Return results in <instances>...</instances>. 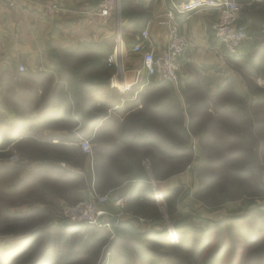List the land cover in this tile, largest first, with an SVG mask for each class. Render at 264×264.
Masks as SVG:
<instances>
[{
  "label": "crops",
  "instance_id": "1",
  "mask_svg": "<svg viewBox=\"0 0 264 264\" xmlns=\"http://www.w3.org/2000/svg\"><path fill=\"white\" fill-rule=\"evenodd\" d=\"M11 1L13 4L0 0V103L11 83L27 87L25 91L34 93L31 100L34 113L23 115L24 122L19 118V137L11 147L20 153L19 180L27 190H34L33 204L39 212L57 209L69 200V203L76 202L84 193L87 197L93 185L102 194H107L109 201L111 197V200L119 197L127 200L130 195L136 201H144L141 194L138 195L141 187L136 186L145 179L142 167L148 159L153 160L155 154L168 158L164 151L170 148L169 135L185 130L186 112L184 105L180 109L178 103L182 102V91L206 82L207 88L214 93L225 82L238 80L211 28L216 14L209 9L179 14L176 15L179 30L188 37L189 45L180 62L178 82L154 79L138 93L123 95L110 85L112 93L106 88L82 89L85 101L81 95L80 101L86 106V112L83 120L74 119L73 107L61 112L41 104L47 96L39 95L42 92L39 78L50 76L47 88L53 93L60 79L51 50L56 52L73 49L81 42L109 40L113 36V21L104 24L95 14L99 0ZM184 1L188 0H125L124 22H135L132 16L140 13L142 17L134 25L145 20L151 40L158 51L162 50L167 44L166 12L170 3ZM50 3L58 4L60 9L48 13L46 5ZM142 28L126 30L128 43L136 41ZM118 48L122 49V45ZM139 63L138 55L131 52L124 55V67H136ZM19 64L25 66L24 72L18 71ZM193 71H196L194 75L210 78L193 77ZM167 92L171 93L170 99L177 101V108L168 105ZM110 100L113 106L107 104ZM22 108L26 110V106ZM172 111L175 123L171 122ZM35 113L40 114L37 120L28 122L27 118H33ZM81 138L90 139L91 154L80 148ZM162 177H165L167 189L190 186L186 184L188 174L184 161L181 169ZM43 207L48 209H40ZM183 209L178 204L175 213L179 214ZM125 214L117 225L132 228L126 220V216H132L137 219L133 229L137 233L155 230L143 221L145 217ZM95 230L98 228L92 231ZM127 256L129 260L133 259V255Z\"/></svg>",
  "mask_w": 264,
  "mask_h": 264
},
{
  "label": "rangeland",
  "instance_id": "2",
  "mask_svg": "<svg viewBox=\"0 0 264 264\" xmlns=\"http://www.w3.org/2000/svg\"><path fill=\"white\" fill-rule=\"evenodd\" d=\"M240 4L242 10L245 5ZM239 16L240 20L242 16L240 14ZM240 22L247 29L248 37L238 51L239 59L235 62H231L229 57L227 59L238 80L231 79L232 81L225 82L217 87L214 93L207 88L206 82L182 91V102L178 103H180V109L181 105H184L186 112L184 133L169 135L172 139V141L168 140L170 148L164 151L169 159L155 154L153 160L148 159L142 167L145 182L147 175L150 174L161 182L166 190L165 177L162 176L181 169L183 161L188 174L186 184L190 186L179 187L178 204L184 208L179 214L175 213L176 211L172 212L167 206L158 207L154 204L149 206V216L142 220L155 230L166 229L165 227L172 224L173 227H184L198 234L201 231H209V227H212L215 244L219 237L230 240L228 232H225L229 228L226 227L224 230L222 220L241 215L240 217H244L243 220L253 222L256 217L264 216V79L253 76L252 70L247 67L251 54L264 42V22H257L254 19L249 20V23L241 20ZM56 56L57 61L65 59L61 51ZM262 57L264 59V54ZM66 69L70 72L74 71L69 67ZM57 72V77L60 79L62 75L58 68ZM195 73L196 71H193V77L210 78L194 75ZM227 78H233V76ZM49 80V75L39 78L38 82L41 81L40 84H42L40 97L44 93L46 98L51 93L50 88H47ZM16 86L15 83H11L8 87L9 91L0 103L2 105L0 122L4 120L8 122L18 115L21 118L23 115L34 113L31 109L33 91L27 92L25 91L27 87ZM79 91L85 101L84 91ZM167 95L168 105L177 108V101L169 98L171 93L167 92ZM23 106H26V110H22ZM171 113V122L175 123L174 111ZM184 134L187 135V146H191L188 154L184 151ZM176 141L179 143V148ZM10 150L16 159L0 158V246H9L8 244L11 245L22 234L34 229H43L41 239L33 245L28 255L20 260L21 264H29L38 257L40 250L44 247L45 234L50 224L56 221L55 217L61 208L65 204H73L85 199L86 193L76 202L69 203V200L54 210L46 211L45 209L48 208L43 207L40 209L45 211L39 212L33 204L34 190H27L22 180H19L22 169L20 153L11 146ZM242 165L252 170L251 175L236 176L235 168ZM91 187L102 194L94 185ZM111 198L103 207L107 212L116 215L119 221L122 214L126 215L123 210L125 206L115 205L116 198L112 200ZM50 208L53 209V207ZM126 220L132 224V228L130 226L125 228L117 223L111 226V231L94 226L98 230L91 233L99 236L101 241L87 256L68 251L72 250L70 245L78 239V235L72 236L68 246L59 250L60 264H104L109 256L106 246L112 241H116L127 249L124 250L126 253H130L131 245L140 241L143 236L136 234L133 230L137 219L126 216ZM195 238L192 239V243ZM235 240L238 242L237 237ZM166 253L167 256L160 259L162 264L189 262L188 254L180 249L172 248ZM78 261L80 263H77ZM221 264H264V239L248 248L238 246V252H235L233 257L230 254L226 256Z\"/></svg>",
  "mask_w": 264,
  "mask_h": 264
},
{
  "label": "trees",
  "instance_id": "3",
  "mask_svg": "<svg viewBox=\"0 0 264 264\" xmlns=\"http://www.w3.org/2000/svg\"><path fill=\"white\" fill-rule=\"evenodd\" d=\"M236 1L244 3L245 5L240 12V15L242 16L240 20L242 22L249 23V20L252 19L257 22H264V0H251L249 2L248 0ZM124 2L125 0H120L124 41L126 46L130 48L134 43L133 41L132 43H128L126 40V30H130L131 28L135 30L142 27L144 28L147 22L144 20L138 26L134 25L137 22V19L142 17L140 13H135L132 16V19L135 18L133 19L135 22L130 20H128L127 23L124 22ZM246 33L248 37L247 29ZM112 47L113 36L111 39L102 42H81L73 49H61L56 52L51 50V52H54L53 56L56 69L58 68V71L62 76L60 77V81L56 85L53 93L46 98L47 100H44L43 98L41 104L44 103L45 108L52 107L56 111L60 110L61 112H66L70 107H73L72 115L74 116V119L78 118L83 120L86 106L80 101L79 90L106 88L108 93H112V90L109 89L108 82L112 72H114V68L107 66L106 64V58L111 53ZM60 51L65 59L57 61L56 55ZM237 54L229 56L231 62H235L239 59ZM263 54L264 42L256 47V50L251 54L247 67L252 70L251 74L253 76H260L264 79ZM66 67H69L74 71L70 72ZM69 76L71 79H67ZM107 104L113 106V101H107ZM35 115L36 116H33V118H27L28 122L30 121V123H33L37 120V117L40 114L35 113ZM2 117H5L3 113ZM19 117L20 116L18 115L17 117H13L11 119L12 121L10 120L6 122L4 120L0 122V158L12 155L10 146L13 145L19 137ZM20 119L22 122L25 121L23 118ZM182 133L184 132L180 129L179 134ZM184 138V151L188 154L191 146H187L186 134H184ZM169 140L172 141L171 137H169ZM235 171L236 176L240 177L245 174L251 175L250 172L252 170H249L245 165H242L241 167H236ZM136 186L138 188L141 187L138 195L141 194L144 201H136V198H133V196L130 195L126 200L123 210L132 215H139L146 218L150 213L148 210L149 206L152 204L156 205V203L151 188L147 182H137ZM179 197V187L167 189L164 193L166 206L172 212L176 210V206L179 203ZM240 216L241 215L230 217L221 221L224 230L226 227L229 228L228 230H225V232H228L227 235L230 240H225V238L219 237L215 244L212 227H209V231H201L197 234L193 233L191 229L175 226L179 236V241L177 243H171L169 241L165 229L151 230L146 234H139L136 232V234L143 237L140 241L134 242L131 245L130 253H126L124 250L127 249L116 241L110 242L108 246H106L109 256L105 259L106 262H104V264H162L163 262H161L160 259L162 260L167 256L166 251L172 248L180 249L188 254L189 262L186 264H221L226 256L230 254L233 257V254L238 252V246L242 245L245 246V248H248L257 245L264 239V216L261 215L262 217H256L253 219V222L243 220L244 217ZM55 223L57 222L55 221ZM93 228L96 229L92 225L77 223H63L58 225L50 224L48 232L45 234L44 247L40 250L38 257L29 264H60L61 257L59 250L66 248L70 243L71 237L75 235H78V239L74 244L70 245L72 250L68 251L72 253L77 252L82 256L88 255L92 248L101 241L99 236L91 233L93 232ZM43 233V229H34L16 238L15 242L11 245L8 244L9 246H0V264H21L20 260L28 255L33 245L41 239ZM235 237L238 238V242L235 240ZM193 238L195 239L192 243ZM127 255H133V259L129 260ZM77 263H80V261Z\"/></svg>",
  "mask_w": 264,
  "mask_h": 264
},
{
  "label": "built area",
  "instance_id": "4",
  "mask_svg": "<svg viewBox=\"0 0 264 264\" xmlns=\"http://www.w3.org/2000/svg\"><path fill=\"white\" fill-rule=\"evenodd\" d=\"M2 1L13 4L11 0ZM59 9L60 7L56 3L46 5L48 13H54ZM203 9H209L216 14V20L211 28L214 36L222 46L225 56L236 55L247 39L246 28L239 20L241 4L236 0L171 2L166 12L167 44L165 48L159 51L149 36L147 26L139 32L134 44L128 48L124 41L120 0H99L95 14L99 16L104 24L109 21L114 23V45L107 58V64L108 66H114L116 72L109 78L110 87L123 95L130 92L138 93L146 85L152 83L154 79L176 84L179 79L180 62L189 45L188 37L179 30L176 15L194 13ZM119 44L122 45V49L118 48ZM127 52L138 55L140 59L138 66L124 67V55ZM17 69L19 72H24L26 68L24 65L19 64ZM79 146L85 153L91 154L90 139L81 138ZM9 159H16V156L12 154ZM146 182L151 188L156 205L165 207L164 193L166 189L162 183L150 174L147 175ZM108 201L109 196L107 194H99L94 187H91L85 199L73 204H65L56 215L55 220L68 224H87L111 231V226L117 222V217L104 209L103 206ZM125 202L124 197H119L115 200V205L124 206ZM165 228L169 241L177 243L179 236L176 228L172 224Z\"/></svg>",
  "mask_w": 264,
  "mask_h": 264
}]
</instances>
